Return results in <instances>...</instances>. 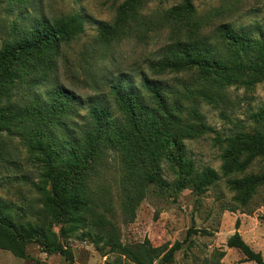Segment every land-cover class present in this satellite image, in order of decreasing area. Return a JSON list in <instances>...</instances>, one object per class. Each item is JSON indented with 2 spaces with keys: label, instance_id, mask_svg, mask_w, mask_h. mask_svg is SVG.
Listing matches in <instances>:
<instances>
[{
  "label": "trees",
  "instance_id": "obj_1",
  "mask_svg": "<svg viewBox=\"0 0 264 264\" xmlns=\"http://www.w3.org/2000/svg\"><path fill=\"white\" fill-rule=\"evenodd\" d=\"M147 1L123 0L110 23L96 26L97 48L76 55L84 66L77 68L83 79L74 76L68 56L70 44L84 33L80 14L34 18L25 27L10 25L0 42V189L9 183L5 171L18 168V153L10 148L17 139L36 168L37 181L31 184L36 208L19 214L27 209L0 196V250L25 259L26 246L34 242L43 252L57 253L64 264H72L69 248L57 239L75 238L101 244L129 264H170L180 242L152 247L146 240L132 246L119 241L111 199L93 186L109 160L119 172V206L126 222L150 186L164 193L191 186L200 195L222 181L230 194L227 211L250 215L264 205V108L251 115L250 129L222 138L215 135L218 172L195 169L184 144L214 132L204 122L200 103L214 106L226 97L227 87H251L264 78L263 27L221 23L204 35L209 21L196 16L193 0L144 15L140 10ZM162 28L168 29L167 42L146 64L151 77H140L137 87L122 76L110 80L92 69L91 60H101L111 43L142 40ZM58 67L70 83L93 91L105 86L107 91L100 99H80L58 84ZM165 76L174 82L166 83L161 79ZM39 86L47 87L44 96L36 94ZM255 162L262 166L252 171ZM163 166L172 181L164 178ZM225 246L243 256L240 263L264 264L261 254L236 231ZM222 256L218 253L212 264H219Z\"/></svg>",
  "mask_w": 264,
  "mask_h": 264
},
{
  "label": "rangeland",
  "instance_id": "obj_2",
  "mask_svg": "<svg viewBox=\"0 0 264 264\" xmlns=\"http://www.w3.org/2000/svg\"><path fill=\"white\" fill-rule=\"evenodd\" d=\"M0 0V42L7 36L10 25L15 22L19 27L27 26L34 18H57L64 15L80 14L84 22V33L70 44L69 63H73L72 72L78 79L84 75L78 73V65L84 67L76 58L84 48L95 50L93 43L95 28L99 23H110L115 15V8L123 0ZM182 0H149L140 12L144 15L155 11L162 12L177 6ZM192 6L197 17L209 21L203 33L210 34L214 26L228 23L234 28H250L255 25L263 27L261 37L264 39V0H193ZM167 28L148 32L145 39H124L113 42L104 49L102 59L91 60L92 69L106 74L110 80L124 77L130 85L138 86L139 78L149 76L147 62L156 58L157 50L167 42ZM99 55V53H98ZM100 56V55H99ZM95 65V66H94ZM92 71V70H90ZM94 71V70H93ZM100 71V72H99ZM58 84L73 92L80 99H100L107 91L104 86L99 91L70 83L58 67ZM183 78V77H181ZM172 84L173 78L162 77ZM177 79L175 80V82ZM47 87H37V95L44 96ZM226 97L214 106L200 103L204 122L214 132L185 141L186 156L195 169L209 167L218 172L220 166V146L215 142L219 138L250 129L253 126L251 115L264 108V78L251 87L229 86ZM82 113V110H79ZM17 139L11 140L10 148L18 153L19 164L8 168L5 175L9 178L0 189V196L12 200L17 206L36 208L32 183H36V172L23 147ZM100 177L94 180V187H101L110 197V214L117 230L119 241L124 245H137L146 240L152 247L180 242V249L174 253L170 264H212L218 253H223L219 264H254L242 262L243 256L234 249L225 246V240L233 232L264 259V205L257 207L250 215L241 210L227 211L230 194L222 181L214 189L200 195L188 186L174 193H164L155 187H149L144 199L138 204L133 218L126 222L120 210L118 190L119 172L116 163L109 160ZM262 164L255 162L252 171L260 170ZM163 166V175L167 181L173 177ZM23 177V179H22ZM17 178V180H15ZM27 217V216H26ZM238 224L235 226V222ZM57 227L52 230L57 232ZM189 237H186V232ZM205 231L206 234H201ZM61 245L68 247L72 254V264H129L123 256L107 252L101 244L94 246L87 240L75 238L57 239ZM26 258L12 256L0 250V264H64L57 253H46L34 242L25 249ZM153 264H159L154 262Z\"/></svg>",
  "mask_w": 264,
  "mask_h": 264
}]
</instances>
